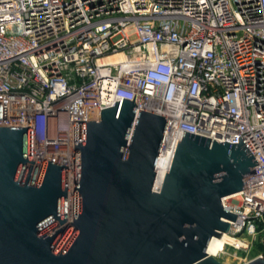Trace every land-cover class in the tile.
Here are the masks:
<instances>
[{
	"label": "built area",
	"instance_id": "built-area-1",
	"mask_svg": "<svg viewBox=\"0 0 264 264\" xmlns=\"http://www.w3.org/2000/svg\"><path fill=\"white\" fill-rule=\"evenodd\" d=\"M120 99L168 121L154 192L185 132L242 137L259 166L233 204L223 199L241 242L227 248L242 264L264 258L248 260L264 247V0H0V126L35 128V183L45 160L68 167L69 223L76 121L97 122Z\"/></svg>",
	"mask_w": 264,
	"mask_h": 264
},
{
	"label": "water",
	"instance_id": "water-1",
	"mask_svg": "<svg viewBox=\"0 0 264 264\" xmlns=\"http://www.w3.org/2000/svg\"><path fill=\"white\" fill-rule=\"evenodd\" d=\"M120 100L97 122L76 121L72 223L68 167L45 160L35 183V128L0 126V264H224L208 244L236 222L223 199L246 190L258 161L242 137L185 132L154 192L168 121Z\"/></svg>",
	"mask_w": 264,
	"mask_h": 264
},
{
	"label": "bare ground",
	"instance_id": "bare-ground-1",
	"mask_svg": "<svg viewBox=\"0 0 264 264\" xmlns=\"http://www.w3.org/2000/svg\"><path fill=\"white\" fill-rule=\"evenodd\" d=\"M122 56H117L116 59L120 60ZM109 61V60H108ZM237 195H232L230 197H227L225 200H229L230 198H234ZM241 242L238 239H235L231 236H229L227 233L222 234L219 238H213L208 244L207 252L209 255L213 257L223 256V255H229V249L227 248L228 245H239ZM232 256L233 255H229ZM219 258V257H218ZM234 258V257H233Z\"/></svg>",
	"mask_w": 264,
	"mask_h": 264
},
{
	"label": "rangeland",
	"instance_id": "rangeland-1",
	"mask_svg": "<svg viewBox=\"0 0 264 264\" xmlns=\"http://www.w3.org/2000/svg\"><path fill=\"white\" fill-rule=\"evenodd\" d=\"M227 204H233V200L232 199L227 200ZM263 248L264 247L255 244L253 250L248 255L249 256L248 260L255 258L259 254H264ZM228 249H229L228 254L233 255L234 258L229 255H223V256H218L219 258L216 257V259L224 264H242L243 260L247 257L246 254H244L241 251H237L233 247H228Z\"/></svg>",
	"mask_w": 264,
	"mask_h": 264
},
{
	"label": "trees",
	"instance_id": "trees-1",
	"mask_svg": "<svg viewBox=\"0 0 264 264\" xmlns=\"http://www.w3.org/2000/svg\"><path fill=\"white\" fill-rule=\"evenodd\" d=\"M264 249V248H263Z\"/></svg>",
	"mask_w": 264,
	"mask_h": 264
}]
</instances>
